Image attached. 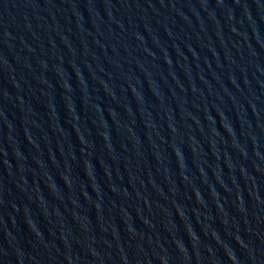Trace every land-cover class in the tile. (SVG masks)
I'll use <instances>...</instances> for the list:
<instances>
[{
  "label": "water",
  "instance_id": "obj_1",
  "mask_svg": "<svg viewBox=\"0 0 264 264\" xmlns=\"http://www.w3.org/2000/svg\"><path fill=\"white\" fill-rule=\"evenodd\" d=\"M0 264H264V0H0Z\"/></svg>",
  "mask_w": 264,
  "mask_h": 264
}]
</instances>
